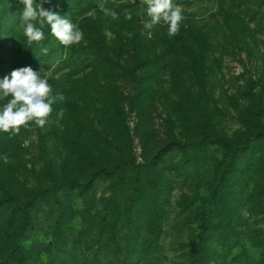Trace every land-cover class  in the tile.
Segmentation results:
<instances>
[{"label":"rangeland","instance_id":"1","mask_svg":"<svg viewBox=\"0 0 264 264\" xmlns=\"http://www.w3.org/2000/svg\"><path fill=\"white\" fill-rule=\"evenodd\" d=\"M35 3L43 7L40 0ZM173 4L180 7L184 17L180 27L202 30L209 40L207 94L201 92L194 73L185 69L182 59H176L174 66L153 64L137 71L135 77L129 74L135 50L124 46L132 40L127 33L139 29L143 37L150 38L155 28L144 27L150 17L141 0H94L90 6L85 0L72 6L55 0L52 11L65 16L84 34L79 44L65 47L64 57L73 52L72 46L89 56L95 54L91 31L81 28L82 22L99 26L107 39L111 65L95 68L86 56L79 70L76 66L59 68V52H54L50 61L36 65L16 58L18 53L10 52V41L15 38L12 34H24V4L21 0H0V40H9L8 48L0 42V81L15 69L31 67L48 80L53 95L64 97L52 105L49 123L43 128L30 122L19 134L0 132V264H12L6 234L23 228L15 198L33 202L32 223L19 236L27 264H91L92 258L103 255L99 222L107 213L111 181L98 177L90 190L80 193L57 194L52 189L59 178L87 182L97 169L95 161L114 164L123 139L131 145L134 159L144 172L145 165L156 159L151 175L168 198L161 210V253L146 254L141 264H158V256L159 264H264V209L252 203L253 193L264 179L260 137L249 151L254 155L252 172L240 179L238 193L231 196L234 220L217 223L204 255L198 251V224L189 218L190 210L201 205L215 187L224 155L218 144L199 148L190 144L200 139L203 112L209 128L235 143L252 131L264 130V111L259 119L252 114L256 104L264 108V0ZM101 5L109 13L115 11L117 18L106 15ZM125 12L131 13V20L125 18ZM151 46L149 52L153 54L159 46ZM6 102L0 100V107ZM61 109L63 115L58 116ZM76 135L97 158L82 152L73 139ZM133 175L127 171L122 180L130 184Z\"/></svg>","mask_w":264,"mask_h":264},{"label":"trees","instance_id":"2","mask_svg":"<svg viewBox=\"0 0 264 264\" xmlns=\"http://www.w3.org/2000/svg\"><path fill=\"white\" fill-rule=\"evenodd\" d=\"M72 6L75 2L81 0H58ZM87 5L94 4V0H85ZM194 0H173L178 4H192ZM43 8L46 10L53 9L55 0H40ZM88 21V19L86 20ZM85 21V22H86ZM39 26V25H37ZM81 28L90 30L89 38L93 46L96 48L95 54L91 56L88 53L73 49L69 57H64V49L50 30V26L43 27L44 40L41 42L28 43L27 37L23 33L12 34L10 52L21 59H26L31 64H40L43 61H50L54 52H59L61 67L76 66L79 70L84 64L86 56L91 60V65L95 68L104 64L111 65L112 59L106 50L107 39L102 33L99 26L86 22L81 23ZM133 34L131 42L124 43V46H131L135 50V55L129 67V74L136 76L137 71L142 70L153 64H161L162 67H170L177 63L176 59H182L183 65L187 71L193 72L201 92L207 94V58L206 47L208 38L202 30L194 28L180 27L178 35L174 37L168 36L167 26L156 25L150 34L151 37H143L141 31L130 30ZM4 40V41H3ZM0 42L8 45L9 40L2 38ZM151 44L158 47L151 54ZM153 47V46H151ZM8 48V46H7ZM42 48H47V54L42 52ZM84 53V54H83ZM85 55V56H84ZM204 111V110H203ZM264 108L260 104H256L253 108V115L257 119L260 118ZM203 112L204 122L201 123L199 129L200 139H195L190 144L196 146L213 143L218 144L224 149L223 159L219 162V178L212 189L211 194L204 198L201 205L193 208L189 212V218L198 224L200 242L198 245L199 253L203 255L208 253V247L213 241V235L217 227V223H232L234 220V210L231 207V196L238 193L237 187L240 179L252 172L254 165V155L249 153L252 143L256 138H261L264 144V130L260 132H250L240 143H235L231 138L218 134L214 128L211 129L210 122ZM75 143L81 147L82 152L87 153L86 147L83 146L79 137H73ZM178 146L183 147L184 144L177 142ZM122 150L118 155L114 164L105 163L103 161H95L96 171L92 177L85 183H80L77 179H61L56 180L53 192L80 193L81 191L90 190L93 187L95 179L103 177L111 181L112 194L109 196L107 203L106 216L100 220L99 239L103 241L105 251L102 256L98 255L91 259V264L100 261L101 264H141V258L146 254L161 253L159 249L162 245V237L164 234L163 218L161 210L168 201V198L162 194L163 189L157 179L151 175L155 158H153L146 166V172L136 163L131 145L123 139ZM93 158L94 155H90ZM95 157V156H94ZM97 158V157H95ZM127 171L134 173L129 183L122 180L126 177ZM121 181H120V180ZM261 181V180H260ZM259 189L253 193V206L264 209V179L258 183ZM161 193V195H160ZM15 203L19 207L23 217V228L15 229L8 232L5 236V243L8 250V259L12 264H27L25 247L19 240V236L23 231H27L32 223L31 209L33 202H22L19 198H15ZM3 205L0 200V207ZM264 213V212H263ZM158 264L161 259L156 258Z\"/></svg>","mask_w":264,"mask_h":264},{"label":"clouds","instance_id":"3","mask_svg":"<svg viewBox=\"0 0 264 264\" xmlns=\"http://www.w3.org/2000/svg\"><path fill=\"white\" fill-rule=\"evenodd\" d=\"M21 2L24 4L21 20L28 43L44 40L45 24L50 26L51 34L64 46L79 44L83 40V31L65 16L44 9L36 4L35 0ZM141 3L147 5V15L150 17L144 22L146 29L150 30L163 22L167 25L170 38L178 35L184 17L180 7L173 4V0H141ZM100 7L106 15L110 14L113 19L117 18L115 11L109 13L102 5ZM125 18L131 20V13L125 12ZM106 35L112 36V33L106 32ZM127 35L131 37L133 34ZM42 52L47 54L48 49L42 48ZM5 99L7 102L0 107V132L16 135L19 134L21 127L28 128L30 122L43 128L49 123L52 105L57 101H63L64 97L60 93L53 95L51 85L46 78L40 76V71H34L31 67H21L0 81V100ZM62 115L63 109L58 113V116Z\"/></svg>","mask_w":264,"mask_h":264}]
</instances>
